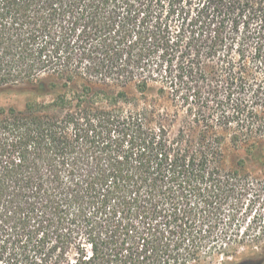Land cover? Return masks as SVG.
Returning <instances> with one entry per match:
<instances>
[{"label":"trees","instance_id":"obj_1","mask_svg":"<svg viewBox=\"0 0 264 264\" xmlns=\"http://www.w3.org/2000/svg\"><path fill=\"white\" fill-rule=\"evenodd\" d=\"M10 92L0 264H206L264 240V0H0Z\"/></svg>","mask_w":264,"mask_h":264},{"label":"rangeland","instance_id":"obj_2","mask_svg":"<svg viewBox=\"0 0 264 264\" xmlns=\"http://www.w3.org/2000/svg\"><path fill=\"white\" fill-rule=\"evenodd\" d=\"M27 95L21 93H0V105L23 106ZM179 119L170 126L171 135L175 134L179 127ZM240 151L227 147L226 164L233 166ZM236 157V158H235ZM264 264V240L252 248L243 245L225 253H216L207 258L206 264Z\"/></svg>","mask_w":264,"mask_h":264},{"label":"flooded vegetation","instance_id":"obj_3","mask_svg":"<svg viewBox=\"0 0 264 264\" xmlns=\"http://www.w3.org/2000/svg\"><path fill=\"white\" fill-rule=\"evenodd\" d=\"M241 264H243V263H241Z\"/></svg>","mask_w":264,"mask_h":264}]
</instances>
